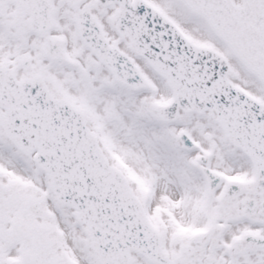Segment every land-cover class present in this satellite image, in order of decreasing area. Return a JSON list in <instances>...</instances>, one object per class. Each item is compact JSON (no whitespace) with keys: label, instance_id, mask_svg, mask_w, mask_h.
<instances>
[{"label":"snow or ice","instance_id":"6c2138e0","mask_svg":"<svg viewBox=\"0 0 264 264\" xmlns=\"http://www.w3.org/2000/svg\"><path fill=\"white\" fill-rule=\"evenodd\" d=\"M0 264H264V0H0Z\"/></svg>","mask_w":264,"mask_h":264}]
</instances>
